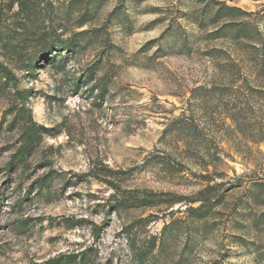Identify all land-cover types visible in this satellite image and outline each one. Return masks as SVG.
Segmentation results:
<instances>
[{
	"label": "rangeland",
	"instance_id": "374dc122",
	"mask_svg": "<svg viewBox=\"0 0 264 264\" xmlns=\"http://www.w3.org/2000/svg\"><path fill=\"white\" fill-rule=\"evenodd\" d=\"M30 3H0V264H264V0Z\"/></svg>",
	"mask_w": 264,
	"mask_h": 264
},
{
	"label": "trees",
	"instance_id": "16d2710c",
	"mask_svg": "<svg viewBox=\"0 0 264 264\" xmlns=\"http://www.w3.org/2000/svg\"><path fill=\"white\" fill-rule=\"evenodd\" d=\"M3 0L0 1V3H2ZM17 3H18V13L17 14H20V13H28L30 12V9L32 8L33 4L30 3L31 0H16ZM14 3V1H13ZM213 3H216V2H213ZM218 4V3H216ZM1 6V5H0ZM1 8V7H0ZM225 8H227V10L231 11V12H239V13H245L247 14V12H244L241 8H236V7H230V6H225ZM4 10H0V13L3 12ZM221 10H219L220 12ZM222 17V16H220ZM3 18V15L0 14V21L1 19ZM229 25V24H227ZM224 28H220L218 30H216L214 33L216 35L217 38H220L221 37V33L223 31ZM78 45L72 40L70 39V43L68 42H65V41H62V42H51V43H45L43 44V51H48V50H52L53 48H62L63 50L64 49H68L70 50L71 53H74L77 49ZM36 60H38V56L34 57ZM34 58H32L34 61H36ZM32 60V61H33ZM29 63V62H28ZM39 129H38V126H33L31 128H29L25 133H24V145H27L29 143H31L34 139V137L39 133ZM149 200H140L141 203H145ZM33 264H40L38 262L36 263H33ZM46 264H61L60 261H55V262H51V263H46ZM79 264H91L89 262H87V259L84 255V253H82L80 255V258H79Z\"/></svg>",
	"mask_w": 264,
	"mask_h": 264
}]
</instances>
